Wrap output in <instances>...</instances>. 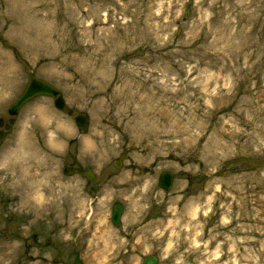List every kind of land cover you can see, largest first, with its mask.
<instances>
[{
    "label": "rangeland",
    "instance_id": "obj_1",
    "mask_svg": "<svg viewBox=\"0 0 264 264\" xmlns=\"http://www.w3.org/2000/svg\"><path fill=\"white\" fill-rule=\"evenodd\" d=\"M0 53L5 124L32 77L66 105L0 139V264H264V0H0ZM23 210L36 246L5 225Z\"/></svg>",
    "mask_w": 264,
    "mask_h": 264
},
{
    "label": "water",
    "instance_id": "obj_2",
    "mask_svg": "<svg viewBox=\"0 0 264 264\" xmlns=\"http://www.w3.org/2000/svg\"><path fill=\"white\" fill-rule=\"evenodd\" d=\"M59 92L51 87L50 85L37 80V79H32L30 80L28 86L26 87L24 93L22 96L18 98V100L9 108L8 114L10 116H16L19 109L26 104L27 102L31 101L35 97L39 96H46L50 97L55 100V107L59 110L63 109L64 104L61 98H57ZM77 126L82 127L84 126L85 118L84 117H77L75 120ZM83 129H86V126L83 127ZM84 176L87 178V180H92L93 176L90 171H87ZM160 183L162 188L164 189L165 192H168L171 183H172V176L169 173H165L161 176L160 178ZM122 213V206L119 204H115L112 207V216H111V223L114 226H119L120 222V216ZM157 260L155 257L150 256L146 257L143 260V264H156Z\"/></svg>",
    "mask_w": 264,
    "mask_h": 264
},
{
    "label": "flooded vegetation",
    "instance_id": "obj_3",
    "mask_svg": "<svg viewBox=\"0 0 264 264\" xmlns=\"http://www.w3.org/2000/svg\"><path fill=\"white\" fill-rule=\"evenodd\" d=\"M1 128H3V124H1ZM5 132L7 131H3V129L0 131V136H4ZM65 159H66V156H65ZM66 167H68V169H73V174H78L81 172V170L83 169H86V168H79L77 167V164L75 163H69ZM21 214H20V217L17 221V219L12 215V212L11 213H7L5 216H6V219H7V222L5 223L6 226H10V225H15V226H18L19 227V230H20V238L21 240H31L32 243L36 246L37 243L39 242V231L36 230V227H30V225L34 224L32 223L34 220V217L29 213V211L27 210H23V211H20ZM1 224V222H0ZM35 225V224H34ZM0 230H1V227H0ZM33 230V231H31ZM30 232V233H29Z\"/></svg>",
    "mask_w": 264,
    "mask_h": 264
},
{
    "label": "bare ground",
    "instance_id": "obj_4",
    "mask_svg": "<svg viewBox=\"0 0 264 264\" xmlns=\"http://www.w3.org/2000/svg\"><path fill=\"white\" fill-rule=\"evenodd\" d=\"M16 2H18V0H16ZM44 36H47V35H45L44 34ZM1 58H5V56H3V54H1L0 53V59ZM0 67H4V64H2L1 62H0ZM161 117L163 118V113H161V115H158V117H157V114L155 115V117H154V120L157 122V121H159V120H161ZM195 210L190 214L191 215V217H192V219H193V217H195L194 216V214H195ZM104 221H103V219H100L99 221H98V226L99 225H101L102 223H103ZM106 243H107V240H104V244H105V246H106ZM100 249V248H99ZM98 249V250H99ZM103 249V248H102ZM102 249L98 252V253H96V254H98L97 255V257H99V258H101L100 256H102Z\"/></svg>",
    "mask_w": 264,
    "mask_h": 264
}]
</instances>
